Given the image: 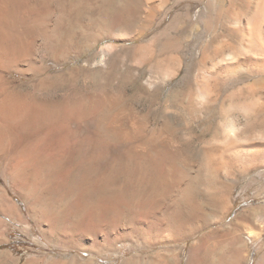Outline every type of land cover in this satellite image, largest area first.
<instances>
[{"label":"rangeland","instance_id":"1","mask_svg":"<svg viewBox=\"0 0 264 264\" xmlns=\"http://www.w3.org/2000/svg\"><path fill=\"white\" fill-rule=\"evenodd\" d=\"M11 6L13 34L24 40L11 41L19 55L0 64V98L51 113L13 127L20 141L0 146V255L20 264H264V114L241 97L254 80L213 77L211 61L201 64L225 8L213 0ZM34 147L52 165L17 176ZM138 147L162 152L159 174L153 153L130 154ZM149 198L159 206L145 207Z\"/></svg>","mask_w":264,"mask_h":264},{"label":"bare ground","instance_id":"2","mask_svg":"<svg viewBox=\"0 0 264 264\" xmlns=\"http://www.w3.org/2000/svg\"><path fill=\"white\" fill-rule=\"evenodd\" d=\"M213 1H215L220 7L225 8V11L227 12L226 15H228V17L219 23L220 24L219 27H215L214 29L211 27L213 30H210L211 31L210 41L206 42L205 44L203 43L204 44L203 52H202V50H200L204 54V55L202 54L203 57L201 60V64L204 66V65H207L209 63V61H211V65L209 67L212 70L209 73L213 77H216L215 74L213 73L216 70H217L216 75L218 76V78L225 77L226 79H229L230 77L235 76V75L249 76L251 78L250 80H254L253 84H255L256 87L258 86L260 89L257 87V89H259V90H256V88L253 86L252 82L250 81L252 85L247 86L249 88L247 94H245L246 92L244 93V91H243V93H241V97H244L246 101H250V103L252 104V106H254V108H256V110H258L260 113L264 114V107L260 106V104H259L260 99L264 96V94L262 96H259L260 94L263 93L260 90L264 89V0H213ZM148 2H150V1H148ZM12 3H13V0H0V64H5L6 61H12L13 58L15 59L19 55L18 54L19 53L18 48H20V45H16L11 41L19 39V37H20V41L24 40V36L23 37L22 36H15L13 34L12 24H13V22L15 23V20H14L15 14L12 11L14 10L15 7L13 6L14 8L11 9ZM15 3H18V2H15ZM16 5L17 4H15V6ZM224 14H225V12H224ZM212 25H213V23H212ZM208 30H209V28H208ZM244 79H246V78H244ZM5 86H6V83L4 84V82L0 76V90L3 89ZM77 107L79 108V106H77ZM96 108H97V105H94L92 110L96 111L97 110ZM49 112L50 111L47 112L43 108L38 107V105L34 106L31 104H28L19 96L10 95V96H5L3 98H0V117L7 124L6 128L8 129L7 131L4 130V131L0 132V146L2 144H4L5 142H7L9 144H13V143L16 144V142L20 141V137L18 136L17 132H15L13 130V127L21 126L23 129H25V128L30 129L31 127L36 125L41 119L45 118V120H46V117H48ZM76 112H77V110H76ZM76 112L73 111V113H76ZM56 117H58V116H56ZM226 127H227V130H229V132L234 131V133H235L237 131V127L233 123H229L228 125H226ZM110 128L111 127H108V131H106L107 132L106 135H108L110 138L115 137V139H117L118 135L116 134L115 130L113 131ZM229 132H228V134H229ZM110 138H109V140H110ZM49 144L47 143L46 146H48ZM59 145H61L62 146L61 148L64 149V148H66L67 143L65 141L64 144L62 143ZM35 147L30 148L25 153H23L22 156H20V162L21 161L22 162L20 163L19 168H21V169L23 168V169L21 172H18L17 176H23V177L24 176L28 177V175L34 176V174H38L39 172L42 171V169L46 165H48V163L42 164V162H38V161H41L40 157H39L40 155L37 154L39 149L35 148ZM46 149H47V147H46ZM133 150L134 151H132L131 153L129 152L130 154H132L133 157H136V156L141 157V156L147 155L149 152L153 153L154 157H153L151 162L153 163L152 167L155 170L154 173H156V174L160 173L161 169L164 167V166L162 167V164L157 159L158 156H161L160 155L162 153L161 151L159 154V152L158 153L156 152L157 149H156V151H155V149H153V150L151 149V151H149L148 149H142V148L139 149V147H138V149L135 148ZM151 153H150V156L152 155ZM48 156L45 155L46 158ZM49 158H50V156L48 157V159ZM138 159H140V158H138ZM50 161H52V160H50ZM49 165H48V167H50L52 164L50 166ZM54 165H56V164H54ZM52 168L55 169L56 167H52ZM57 173H58V171H57ZM161 175H162V173H161ZM80 179L82 181L84 179V176H82ZM74 180L75 179H73V181L71 180V182L75 183ZM84 180L86 181V179H84ZM69 182H70V180H69ZM69 182H68V184H69ZM84 182L82 181V182H79L77 184H78V186L80 183L82 185H84ZM80 187L81 186H79V188ZM102 187H103V185H102ZM73 188H74V185H73ZM86 192L89 193V191H86ZM86 197H88V195ZM84 200H85V198H84ZM163 200L165 201L166 198ZM164 201H163V203H164ZM96 203H98V202H96ZM158 203H160V198H159V200L155 199V198H149L148 200L145 201L144 205L148 209H153L154 206H156V205L159 206ZM99 205L104 206L105 204H102V202H100ZM7 209H9V208H7ZM173 216H174V214H173ZM171 217L172 216H170V218ZM63 218H65V217H63ZM172 218H176V217H172ZM0 264H20V263L12 255L2 254V255H0Z\"/></svg>","mask_w":264,"mask_h":264}]
</instances>
